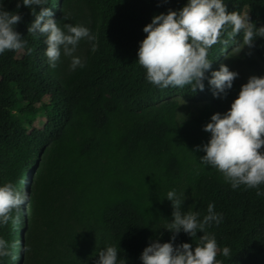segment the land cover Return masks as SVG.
Instances as JSON below:
<instances>
[{"label": "trees", "instance_id": "obj_1", "mask_svg": "<svg viewBox=\"0 0 264 264\" xmlns=\"http://www.w3.org/2000/svg\"><path fill=\"white\" fill-rule=\"evenodd\" d=\"M186 2L48 0L61 26L83 25L96 36L79 42L74 55L85 67L72 70L63 54L49 67L45 37L28 33L31 8L0 0L21 15L15 30L27 41L25 49L0 54V186L11 182L28 193L17 228L0 226V237L16 244V258L0 264H95L108 245L118 247V264H143L146 246L171 238L164 227L173 219L166 198L173 189L185 196L182 211L190 208L202 219L214 203L223 215L206 229L221 249H231V257L218 256L223 264H264V185L233 189L201 163L202 148L196 151L210 139L203 127L212 114H225L250 76H264V38L238 54L242 34L227 49H210L212 70L226 64L238 73L226 96H214L207 80L196 93L190 85L156 87L137 61L143 28ZM225 3L264 26V0ZM197 235L192 240L181 232L175 243L195 246L203 233Z\"/></svg>", "mask_w": 264, "mask_h": 264}, {"label": "clouds", "instance_id": "obj_2", "mask_svg": "<svg viewBox=\"0 0 264 264\" xmlns=\"http://www.w3.org/2000/svg\"><path fill=\"white\" fill-rule=\"evenodd\" d=\"M47 2L22 0L35 16L28 26V33L45 37L49 67L56 68L62 54L71 58L72 70L85 67V62L74 53L81 40L92 43L96 36L83 25L64 23L61 26L53 18ZM21 19L19 13L0 5V54L25 49L27 41L15 30ZM64 19L70 17L65 15ZM143 31L147 35L140 42L137 61L146 70L149 83L161 89L190 85L196 93L197 90L204 91L207 80L214 96H226L238 73L226 64L212 70L210 49L217 44L227 49L229 40L242 34L238 54L244 46L252 49L257 37L264 38V26L256 27L248 11H228L225 0H187L178 10L169 8L167 13L154 15ZM92 48L95 50L94 43ZM209 71L210 77L206 75ZM203 130L211 134L206 144L196 146V151L202 148L205 153L199 158L203 165L219 171L233 189L241 186L255 189L264 185V76H250L230 109L225 114H212ZM166 198L173 207V219L164 227L171 233V238L166 242L156 239L146 246L140 256L143 264H223L218 256L231 257V249H221L215 235L206 231L223 220V215L215 211L214 203L208 204L206 214L200 219L199 212L190 208L182 211L184 194L173 189L167 192ZM27 200L28 193L18 190L11 182L0 186V226L17 228ZM181 232L192 240L198 232L203 235L199 236L195 246L189 242L176 244ZM15 247V243L0 237V258L11 256L15 259ZM98 256L95 264H118V247L108 245L99 250ZM119 264H126V261L121 260Z\"/></svg>", "mask_w": 264, "mask_h": 264}, {"label": "rangeland", "instance_id": "obj_3", "mask_svg": "<svg viewBox=\"0 0 264 264\" xmlns=\"http://www.w3.org/2000/svg\"><path fill=\"white\" fill-rule=\"evenodd\" d=\"M24 61H25L26 64H29V63H30V57L24 55ZM43 117H44V116L38 117V118L36 119V121H34L33 124L36 126V128H41L42 125L40 124V121H41V120H44Z\"/></svg>", "mask_w": 264, "mask_h": 264}]
</instances>
